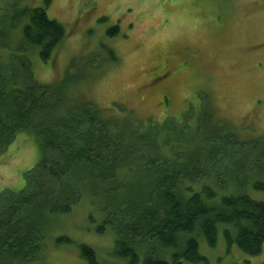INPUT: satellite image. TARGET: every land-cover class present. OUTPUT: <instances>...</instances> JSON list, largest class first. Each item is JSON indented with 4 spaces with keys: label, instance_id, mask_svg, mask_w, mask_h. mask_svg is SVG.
<instances>
[{
    "label": "trees",
    "instance_id": "obj_1",
    "mask_svg": "<svg viewBox=\"0 0 264 264\" xmlns=\"http://www.w3.org/2000/svg\"><path fill=\"white\" fill-rule=\"evenodd\" d=\"M49 4L0 0V152L20 131L32 133L41 150L25 187L0 193V264H42L50 229L84 198L102 214L97 230L112 229L114 253L127 264H138L140 253L144 264H209L198 236L214 247L220 225L229 249L260 254L264 200L252 197L248 186L264 190V141L235 142L222 127H209V105L198 119L197 129L205 132L191 130L184 139L169 133V123L179 127L170 117L159 128L124 107L103 109L77 91L90 70L76 72L75 62L61 79L39 82L27 51L37 47L47 59L67 34L48 16ZM119 31L114 25L107 33ZM109 52V62H117ZM163 135L172 139L168 147L160 142ZM226 143L239 149L220 172L217 157ZM74 243L68 234L55 237L58 247ZM78 247L89 264H100L94 248Z\"/></svg>",
    "mask_w": 264,
    "mask_h": 264
},
{
    "label": "rangeland",
    "instance_id": "obj_2",
    "mask_svg": "<svg viewBox=\"0 0 264 264\" xmlns=\"http://www.w3.org/2000/svg\"><path fill=\"white\" fill-rule=\"evenodd\" d=\"M23 5L45 6V0H23ZM46 12L67 34L47 59L37 47L27 51L39 82L61 79L75 62L76 72L90 70L77 91L103 109L124 107L137 121L153 120L159 128L170 117L167 121L176 120L179 127L169 123V133L174 130L175 137L184 139L192 131L198 136L205 132L197 126L209 105L214 110L209 127H222L231 133L223 135L235 142L264 141V0H50ZM114 25L120 31L110 36L107 31ZM109 49L117 62H109ZM171 141L166 135L160 138L165 147ZM222 149L220 172L239 147L226 143ZM40 159L36 137L18 132L0 152V193L23 189L26 172ZM248 192L264 200V190L249 185ZM101 222L100 211L84 198L50 229L42 264H89L79 253L81 243L95 249L100 264H127L114 253L112 229L97 230ZM223 229L220 225L214 247L198 236L209 264H264V246L258 255L245 254L236 245L229 249ZM60 234L75 243L56 246ZM140 254L138 264H144Z\"/></svg>",
    "mask_w": 264,
    "mask_h": 264
}]
</instances>
